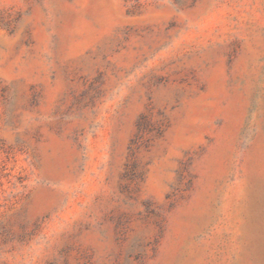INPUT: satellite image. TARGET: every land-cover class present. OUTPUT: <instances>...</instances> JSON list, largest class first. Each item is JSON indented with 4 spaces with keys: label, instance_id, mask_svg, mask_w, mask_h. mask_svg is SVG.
Segmentation results:
<instances>
[{
    "label": "rangeland",
    "instance_id": "obj_1",
    "mask_svg": "<svg viewBox=\"0 0 264 264\" xmlns=\"http://www.w3.org/2000/svg\"><path fill=\"white\" fill-rule=\"evenodd\" d=\"M0 264H264V0H0Z\"/></svg>",
    "mask_w": 264,
    "mask_h": 264
}]
</instances>
